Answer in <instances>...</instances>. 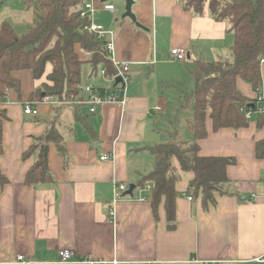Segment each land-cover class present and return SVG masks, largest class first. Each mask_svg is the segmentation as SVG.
Segmentation results:
<instances>
[{
    "label": "crops",
    "instance_id": "crops-1",
    "mask_svg": "<svg viewBox=\"0 0 264 264\" xmlns=\"http://www.w3.org/2000/svg\"><path fill=\"white\" fill-rule=\"evenodd\" d=\"M139 1L135 22L104 11L105 4L113 5L110 0L94 4L93 21L114 33L113 58L131 66L125 89L114 87L100 72L89 75L97 87L85 86L103 95L123 92L121 101L103 104L94 114L83 106L51 108L47 117L38 113L35 122L23 114V105L35 101L15 98L13 91L6 94L3 108L9 121L3 125L0 170L9 183L0 188V261L23 255L31 262L58 264V251L68 249L75 259L118 264H264L257 261L264 257V155L255 156L264 128H256V114L236 131L212 132L208 123L207 137L198 141L200 156L236 160L227 168L232 194H215V203L205 208L200 197L186 194L192 175L180 172L174 227L169 229L163 209L154 219L150 191H139V182L154 168L147 148L164 143L163 125L177 132L175 116L186 111L182 103L193 87L194 61L225 57L233 44L227 23L214 21L206 10L197 16L184 11L178 0ZM17 2L10 6L0 1V25L7 22L23 30L33 24V10ZM176 47L186 50L182 62L170 54ZM50 71L47 65L45 74ZM44 82V77L35 80L31 88L35 91ZM237 89L248 100L258 96L240 80ZM84 117L92 136L84 130ZM48 119L63 127L67 164L50 144L52 180L27 186L24 176L34 159L23 160L22 154L48 128L42 122ZM103 155L109 160L101 161ZM114 181L132 185V195L120 193L114 203ZM140 196L146 201H137Z\"/></svg>",
    "mask_w": 264,
    "mask_h": 264
},
{
    "label": "trees",
    "instance_id": "trees-1",
    "mask_svg": "<svg viewBox=\"0 0 264 264\" xmlns=\"http://www.w3.org/2000/svg\"><path fill=\"white\" fill-rule=\"evenodd\" d=\"M184 11L201 15L206 10L216 22H226L233 36L229 58L214 61L196 60L192 70V90L183 97L182 108L191 111L187 120V131L192 141L176 140L178 131L168 141L147 148L154 160L153 170L139 182V187L150 185V206L154 219L163 209L169 229L174 227L175 201L179 196L175 185L180 172L190 173L186 194L200 197L205 208L215 203L214 196L232 194L227 168L234 166L232 157H202L198 141L208 135V123L212 132L221 129L246 128L251 120L240 111L241 107L253 104L237 89L240 80L262 94V72H264V0H178ZM33 10L31 26L19 30L7 22L0 25V156L3 154V125L9 121L3 108L9 91L19 93L20 83L13 77L17 71L27 70L33 79L44 77L45 81L30 95V101H39L42 96L57 101H68L70 97L85 99L77 90L81 85L82 67L88 65L90 74L105 70L104 78L111 81L115 75L111 63L104 57L102 42L84 31L88 20L80 18L82 0H21ZM79 50L89 52L81 59ZM261 60L263 64H261ZM51 71L46 73V66ZM114 85V82L112 83ZM52 110L76 107L54 105ZM61 113V112H59ZM257 129L264 128V114H256ZM38 117H34L35 122ZM84 130L93 135L87 121ZM46 130L33 137V143L22 154V159L33 158V165L24 176L29 186L37 180L51 181L48 169L49 145L54 144L57 153L67 164L63 127L58 121L43 120ZM49 125V126H48ZM71 130V129H70ZM70 133V132H69ZM72 134V130H71ZM264 155V139L255 143V156ZM9 183L0 170V188Z\"/></svg>",
    "mask_w": 264,
    "mask_h": 264
},
{
    "label": "built area",
    "instance_id": "built-area-1",
    "mask_svg": "<svg viewBox=\"0 0 264 264\" xmlns=\"http://www.w3.org/2000/svg\"><path fill=\"white\" fill-rule=\"evenodd\" d=\"M95 0H82V9L80 12V18L88 20V24L84 27V31L88 34L93 35L98 41H101L103 44V51L104 57L111 63L113 69L115 70V75L113 76L112 80L109 81L111 83L114 82L116 77H120L122 83L124 84V89L128 81V74L130 72L131 63L129 62H117L113 58L114 52V33L111 30L105 29L101 25L96 24L93 21V15L95 13ZM103 10L107 12L114 13L116 10L113 5L105 4L103 6ZM81 54L90 55L89 52H85L84 50H79ZM170 54L173 57V60L176 62H182L186 58V50L181 47L172 48L170 50ZM261 64L263 61L261 60ZM105 70H100V75L104 78ZM78 92L84 94L86 96L85 99H75L72 100V97L68 101H57L53 97L50 96H42L41 99L37 102H29L23 105V114L31 117H35L38 115L37 110L35 109V105H76V106H83L88 109L90 114H94L99 106H102L106 103H118L121 101L117 96L111 95H103L100 93L99 90L94 89L90 86H77ZM122 103V102H121ZM264 93L260 96H257L255 102H253L252 107H241L240 111L244 112V116L246 119L251 120L252 116L255 114H264ZM154 110H160L159 107H156ZM108 155H103L100 157L101 161L109 160ZM129 186L125 183H116L114 181V200L113 202H117L119 200V194L124 193L128 190ZM150 185H145L143 188H140V193L143 191H150ZM139 202L146 201L145 197H139ZM110 216H113L114 209H110L109 213ZM58 264H118L116 261H102V260H94L92 258H80L75 259L74 254L68 249H61L58 251ZM257 261L264 262V257L257 259ZM0 264H40L36 262L29 261L23 255H17L12 260L0 261ZM215 264H224L222 262H217Z\"/></svg>",
    "mask_w": 264,
    "mask_h": 264
},
{
    "label": "rangeland",
    "instance_id": "rangeland-1",
    "mask_svg": "<svg viewBox=\"0 0 264 264\" xmlns=\"http://www.w3.org/2000/svg\"><path fill=\"white\" fill-rule=\"evenodd\" d=\"M1 1V0H0ZM111 3L114 5L115 9H116V17L118 19H127L129 21H131L129 18H123V15H124V12H125V0H110ZM8 4L10 6H16V4H18L17 0H7ZM140 1L139 0H133L132 1V6H131V13L135 16L134 14V11L137 10L138 8V5L140 4L139 3ZM97 16V13L96 15ZM136 18V16H135ZM136 24L139 25V23L136 21ZM21 30V29H19ZM24 30V29H23ZM230 54V52H229ZM227 55L225 57H222V58H218L217 60L219 59H225V58H229L230 55ZM81 59H85V57L83 55H80ZM87 65V64H86ZM86 65H83L82 67V76H81V85L82 86H85L87 84H90L94 87H97L98 86V82L94 81L95 79H91L89 78V75H90V70H88V66ZM12 75H14L13 77L17 78L19 83H20V90H19V93L13 91V95L15 98H23V99H28L30 97V95L33 93V89L31 88V84L35 81V79H33L32 77V74L30 71H27V70H22V71H17V72H14ZM33 81V82H31ZM71 99V97H70ZM72 100H75V98L73 97L72 95ZM64 106V105H62ZM69 106H72V107H77L76 105H69ZM52 107V106H51ZM51 107L50 106H45V105H35V109L37 110V112L39 113V115L41 114V116H45L47 117L46 115V112L45 111H51ZM168 107L166 106V109ZM171 110V108H170ZM175 118H177L178 120V126L174 127L175 130L178 131V136H177V139L176 140H180V141H192V136L191 134L188 133L187 131V125L185 126L184 122H187V120H190L191 118V111L190 110H186V111H183L182 113H180L179 115L175 116ZM255 117H253L254 119ZM166 125V124H165ZM164 128H162V131H161V136H162V141L161 142H166L165 140H167V136L170 135L172 133V128L170 127H166L163 125ZM188 137V138H187Z\"/></svg>",
    "mask_w": 264,
    "mask_h": 264
},
{
    "label": "water",
    "instance_id": "water-1",
    "mask_svg": "<svg viewBox=\"0 0 264 264\" xmlns=\"http://www.w3.org/2000/svg\"><path fill=\"white\" fill-rule=\"evenodd\" d=\"M133 0H125V12L123 15V18H129L131 21L135 22V16L131 13V6H132ZM120 86L122 89L124 88V84L122 83V80L120 77H116L114 80V87ZM123 97V92L119 94V99L121 100ZM252 107V104L249 105ZM134 187L132 185L129 186L128 190L126 191V195H132Z\"/></svg>",
    "mask_w": 264,
    "mask_h": 264
}]
</instances>
